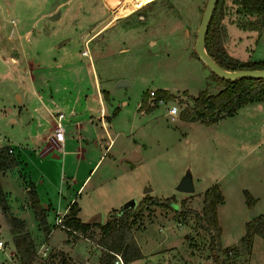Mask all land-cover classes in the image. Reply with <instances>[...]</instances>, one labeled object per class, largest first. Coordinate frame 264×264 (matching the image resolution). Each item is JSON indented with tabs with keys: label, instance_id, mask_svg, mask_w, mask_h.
<instances>
[{
	"label": "rangeland",
	"instance_id": "374dc122",
	"mask_svg": "<svg viewBox=\"0 0 264 264\" xmlns=\"http://www.w3.org/2000/svg\"><path fill=\"white\" fill-rule=\"evenodd\" d=\"M205 2L0 0V144H10L17 159L0 174L9 208L0 209L6 246L0 264H97L105 250L100 226L79 236L55 225L72 197L83 221L101 214L100 223L113 226L111 213L135 200L125 220L142 256L127 262L121 257L123 264H264L262 237L254 235L248 248L240 243L251 210L264 215V103L250 102L213 123L183 120L179 113L170 121L157 104L139 108L142 100L147 105L143 98L150 89H164L180 111L200 91L222 87L193 48ZM258 19L239 0L220 1L214 20L225 63L264 58V39L254 28ZM98 25L103 29L89 38ZM58 111L64 114L63 151L51 136L50 116ZM45 136L52 145L46 153ZM133 150L140 157L126 159ZM187 171L192 192L176 189ZM29 181L47 204L48 239L30 205L23 207ZM214 183L223 194L217 205L220 263L208 248L211 231L181 211L182 200L200 211L203 191ZM244 190L254 199L251 205ZM146 195L166 204L150 203ZM12 214L26 222L34 249L28 263L12 242ZM45 242L50 247L42 254ZM230 246L225 257L220 249Z\"/></svg>",
	"mask_w": 264,
	"mask_h": 264
},
{
	"label": "trees",
	"instance_id": "16d2710c",
	"mask_svg": "<svg viewBox=\"0 0 264 264\" xmlns=\"http://www.w3.org/2000/svg\"><path fill=\"white\" fill-rule=\"evenodd\" d=\"M221 0H216L214 9L210 16L208 27L205 35L204 48L208 55L222 68L227 70L237 69H252V68H264V58L259 60H245L240 63H225L222 49L217 43L218 37L217 23L214 18L218 11V6ZM242 7L248 12L256 13L259 15V19L256 21L254 28H260L264 25V0H239ZM219 46V48H217ZM220 52L221 56L216 53ZM197 57V55H196ZM214 74V73H213ZM222 87L215 93H208L206 91H200L195 97L191 98L192 104H186L180 111V119L187 121H202L205 123H213L218 119L232 115L240 106L252 102L262 101L264 103V78H250L239 77L233 80L227 78H221L214 74ZM148 96V91L144 95V100ZM167 93L164 89H158L156 91V97L162 98L167 101ZM140 110H149V106L145 105L143 100L139 105ZM9 146L3 145L0 148V172L13 167L17 164L15 155L8 151ZM245 196V202L251 205L254 201L252 195L247 191H243ZM26 194L30 207L34 211V215L38 224L47 236L49 229L46 225L45 208L39 202L34 184L27 182ZM149 202L153 204H166L165 202L152 200L148 195ZM223 195L219 186L214 183L207 187L202 194V206L200 211L195 209L184 207V200L181 201L182 212L192 213L198 224H201L205 230L209 233V245L211 257L214 262L220 263L221 259L218 255L219 247H217L216 241L220 237L221 228L217 219L216 207L222 203ZM0 209L2 212L7 213L8 203L6 194L3 191L0 184ZM129 209L125 210L121 215L115 216L116 223L113 226L110 222L101 224L99 222L90 223L88 221H82L77 217L78 206L73 200L64 214V224L74 230L86 231L92 225L100 226L102 231L106 233L105 237L101 240V245L105 248L98 258L97 264H110L114 259V255L111 252L120 253L121 257L127 262L135 260L142 256V253L132 239L130 233V227L126 223L125 215ZM10 231L12 234V242L15 245L20 255L25 256V263L30 262L34 253L32 241L30 235L26 229L25 221L16 216H9ZM259 235L264 239V215L257 214L252 217L245 224V233L240 238V243H244L245 247H249L252 237ZM233 249L232 246L224 247L220 249V252L226 257L228 253ZM111 251V252H110ZM221 264H224L223 262Z\"/></svg>",
	"mask_w": 264,
	"mask_h": 264
},
{
	"label": "water",
	"instance_id": "95a60500",
	"mask_svg": "<svg viewBox=\"0 0 264 264\" xmlns=\"http://www.w3.org/2000/svg\"><path fill=\"white\" fill-rule=\"evenodd\" d=\"M216 0H206L204 9L202 11L200 21L197 27L196 36L193 44L194 52L196 53L197 57L209 68L211 72L216 74L217 76L221 78H227L230 80L239 78V77H250V78H264V68H252V69H237V70H227L225 68H222L220 65H218L206 52L204 48V41H205V35L208 27V22L210 19V16L212 14V11L214 9ZM124 80H119L118 85H121ZM128 160H136L139 158V154L133 150L131 151V155L128 157H125ZM150 188L147 187L144 191L149 190ZM176 189L182 192H192L194 190L193 184H192V178L190 176V173L187 171L178 181L176 185ZM135 200L130 199L128 200L120 209L117 211L111 213L115 216L121 215L125 210L130 209L134 207ZM256 215L255 210H251L250 216L254 217ZM102 215L97 214V216L92 219L91 221H88L90 223L94 222H101Z\"/></svg>",
	"mask_w": 264,
	"mask_h": 264
},
{
	"label": "built area",
	"instance_id": "2783aa9c",
	"mask_svg": "<svg viewBox=\"0 0 264 264\" xmlns=\"http://www.w3.org/2000/svg\"><path fill=\"white\" fill-rule=\"evenodd\" d=\"M82 54L86 53V50L82 49L81 50ZM147 103L149 105H155V104H163V105H167V117L170 121H174L179 113V108L178 106L173 103V102H167L164 101L162 98H157L156 97V90L155 89H150L148 90V96H147ZM64 114L62 111H58L54 114V124L52 127V138L53 140L58 144V147H60L64 141V129H63V124L61 122L62 118H63ZM262 127L264 129V122H262ZM3 145L0 144V148ZM9 146V145H7ZM12 147L9 146L8 151L12 152ZM55 225L59 226L60 228H63L64 230L71 232L73 234H77L79 236H81V234L78 232L80 230H74L68 226H66L64 224V215L63 213H57L56 217H55ZM5 243L2 239H0V251H3L5 248ZM46 247L44 248V250L41 251L42 254H45ZM111 252V251H110ZM114 255V263H119V264H123V261L121 259V255L120 253L117 252H111Z\"/></svg>",
	"mask_w": 264,
	"mask_h": 264
},
{
	"label": "crops",
	"instance_id": "0c3cea01",
	"mask_svg": "<svg viewBox=\"0 0 264 264\" xmlns=\"http://www.w3.org/2000/svg\"><path fill=\"white\" fill-rule=\"evenodd\" d=\"M57 12H58V9H57ZM54 13H56V11L54 12ZM100 25V24H99ZM98 25V26H99ZM103 29V27H100L99 26V28H97V30L94 32V33H92V34H90L88 37L89 38H94L95 36H97L98 34H99V32L101 31ZM248 30V29H247ZM250 31H254V29L252 30V29H250ZM257 38L258 39H264V25L262 26V27H260V28H258V30H257ZM84 50H86V49H84ZM81 52V51H80ZM87 52V51H86ZM0 53H2V52H0ZM82 54V53H81ZM1 57H3L2 55H1ZM17 59L18 58H13V57H10V60H11V62L13 63V64H17L18 62H17ZM92 70H93V68H92ZM28 74V76H30L31 78H33V76H32V74L30 73H27ZM94 80H95V75H94ZM95 83L97 84V82H96V80H95ZM99 101H100V99H99ZM167 102H168V100H167ZM253 102V101H252ZM262 102V101H261ZM100 103H101V107H100V112H101V114H100V117H102L103 116V110L105 109L104 107V105L102 104V102L100 101ZM248 103H250V102H248ZM248 103H246V104H248ZM246 104H244V105H246ZM140 105V104H139ZM147 105L148 106H152V105H149L148 103H147ZM157 105H159V106H163V110H165V112H164V114L166 115V117H167V105H163V104H157ZM243 106V105H242ZM241 107V106H240ZM239 107V108H240ZM238 108V109H239ZM45 109L46 110H48V107H45ZM149 110H151V109H149ZM140 111H145V109L144 110H140ZM146 111H148V110H146ZM237 111V110H236ZM235 111V112H236ZM51 117V125L53 126V124H54V114L52 115V116H50ZM223 118V117H222ZM221 119V118H220ZM219 120V119H218ZM74 127H78V125H77V122H76V124H74ZM52 134V133H51ZM38 136V138H40L39 137V135H37ZM43 139V144H45L44 145V148L42 149V152H44V153H46L49 149H51L52 148V145L49 143L50 142V139L48 138V137H43L42 138ZM50 144V145H49ZM63 144H64V141H63V143H62V145L60 146V147H57V149H61L62 151H63ZM2 145H10V144H8V143H6V144H2ZM53 156L54 157H57V155L55 154V153H53ZM140 157V156H139ZM98 160V159H97ZM97 160L94 162V164H93V166H92V168L94 167V165L97 163ZM9 169H11V168H8V169H6V170H3V171H1L0 172V174H4L7 170H9ZM88 176H89V174H86L85 175V177L83 178V180H82V182L78 185V187H77V189H76V192H78L79 191V189L81 188V186L84 184V182L86 181V179L88 178ZM218 186H219V188H220V191H221V193H222V189H221V186H220V184L219 183H216ZM26 187H27V185H26ZM26 187H25V191H26ZM5 193H6V191H4ZM223 195V194H222ZM6 199H7V193H6ZM75 201L76 202V200L72 197V198H70L66 203H65V205L63 206V208H62V212L61 211H59V213H63V215L67 212V209H68V206H69V204L72 202V201ZM76 204H77V206H78V211H77V217H79V219L80 220H82L81 219V217H80V214H79V210H80V207H79V205H78V203L76 202ZM29 206V202H26V204H24L23 205V207H25V206ZM45 208L47 207V204H42ZM219 205V204H218ZM22 207V208H23ZM216 212H217V207H216ZM13 215V214H12ZM256 215H257V212H256ZM14 216V215H13ZM17 217V216H16ZM18 218H20V217H18ZM21 219H23V218H21ZM218 219V218H217ZM24 220V219H23ZM25 221V220H24ZM83 221V220H82ZM26 223V222H25ZM219 223V222H218ZM51 231V230H50ZM47 239H48V236L46 237ZM46 247V249H48L50 246L45 242V243H43L42 244V248H41V250H40V252L42 251V250H44V248Z\"/></svg>",
	"mask_w": 264,
	"mask_h": 264
},
{
	"label": "bare ground",
	"instance_id": "6f19581e",
	"mask_svg": "<svg viewBox=\"0 0 264 264\" xmlns=\"http://www.w3.org/2000/svg\"><path fill=\"white\" fill-rule=\"evenodd\" d=\"M106 2H108L111 6L117 5L118 0H105Z\"/></svg>",
	"mask_w": 264,
	"mask_h": 264
}]
</instances>
